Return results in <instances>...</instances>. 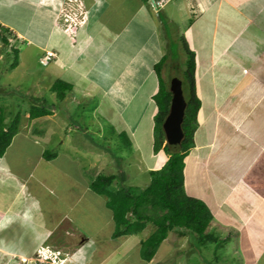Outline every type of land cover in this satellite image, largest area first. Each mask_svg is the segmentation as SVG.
<instances>
[{
	"label": "crops",
	"instance_id": "crops-1",
	"mask_svg": "<svg viewBox=\"0 0 264 264\" xmlns=\"http://www.w3.org/2000/svg\"><path fill=\"white\" fill-rule=\"evenodd\" d=\"M59 1L0 0L1 34L8 36V42L9 39L13 40L15 45L11 47L18 49L21 67L26 63L23 56L30 51L28 48L34 49L33 61L38 65L45 51L54 52L56 58L44 70L49 69L47 72L52 74V79L72 85L66 101L76 105L93 101L90 110L91 113L95 111V118L102 123L101 128L105 132L113 128L114 132H110V135L114 136L116 142H120L117 138L119 135H125L130 150L141 153L147 174L160 169L167 160L164 153L153 152V118L156 110L152 108L155 107L152 98L159 82L154 66L165 56L167 61L162 71L169 68L171 71V66L179 65L169 53L173 41L180 44V55L185 64L182 39L185 40L194 54L195 88L201 108L194 147L184 160V189L188 196L201 200L187 186L191 184L205 190L202 171L208 173L211 170L212 176L224 190L223 196L215 199L210 206L213 220L223 228L242 233L251 246L258 240L262 242V248L251 247L253 261L245 262L259 264L258 257L264 254V0H165L162 7L157 9L150 0H82L89 13L88 20L78 31L74 44H70L66 36L54 29L53 21ZM109 8L114 9L113 17L102 19L104 11ZM21 12L27 19L21 21ZM118 15L119 20L112 22ZM168 25L174 26V32L169 30ZM115 60L120 61L122 70L110 76L107 72L111 69L106 62L111 67ZM29 63H33L32 59ZM148 109L149 118H143ZM56 111L59 108L51 106V114L41 118H49ZM57 124L58 128H54L52 133L65 137L67 127L63 121H57ZM75 131L83 132L77 128L71 132ZM19 133L20 129L13 138L14 143L0 159V255L3 252H20L19 246L18 249H11L10 243L14 237L11 235V238L10 229L21 226V218L27 223L31 221L28 215L21 213L23 211L32 213L41 206L49 223L47 227L40 226L41 230L33 234L34 243L28 252L42 247L51 238L58 221L62 224L67 217L65 220L70 225L76 223L61 206L59 210L62 212L53 203L48 209L45 197L30 196L25 202L22 192L27 193L29 186L32 188L33 184L42 188L44 196L53 195L55 200L63 199V193L70 197L84 195L83 200L90 192L91 181L82 163L78 165L75 175H86L73 179L75 175L70 178L58 168L55 162L58 152L51 161H45L42 154L36 161L27 157L20 159L19 153L17 157L14 156L12 151L15 152L17 139L19 142ZM32 133L37 136L34 141L36 146L37 139L44 138L45 132L36 134L34 128ZM73 136L68 145L77 151L73 152L77 153V158L74 157L76 162L78 154H83V161L103 160L104 156H99L103 155L102 150H93L101 154L90 155L80 148L82 143L78 141L79 137ZM58 144L63 146L62 142ZM68 145L64 149L69 153ZM40 150L43 153L46 147L42 146ZM79 150H83V153ZM126 159L118 158L127 167ZM23 162L26 163L24 170L31 167L32 175L31 172L21 175L18 165L21 166ZM42 162L50 168L48 178L45 172L41 174L38 171L39 176L34 174ZM212 167L219 169V172ZM67 182L72 184L64 188L61 184ZM79 183L84 187L76 193L74 190ZM22 184L27 185L25 189ZM78 207L76 216L87 209L85 206ZM74 258L77 264H82L80 256ZM91 262L90 258L85 264Z\"/></svg>",
	"mask_w": 264,
	"mask_h": 264
},
{
	"label": "rangeland",
	"instance_id": "rangeland-1",
	"mask_svg": "<svg viewBox=\"0 0 264 264\" xmlns=\"http://www.w3.org/2000/svg\"><path fill=\"white\" fill-rule=\"evenodd\" d=\"M66 7L68 6L62 5V0H60L58 2V9L55 17L59 15V13L61 16H67L68 14L66 11L68 8ZM113 10V8L106 9L102 19L108 20L109 17H113ZM86 15L88 16L87 11ZM119 16L120 15L114 17L112 22L119 20ZM87 18L88 17H86V19ZM25 19H27V17L24 16L23 12H21V21ZM55 21L57 20L55 19ZM59 26L60 30L64 29L62 24ZM168 27L170 31L172 29V32H174V26L168 25ZM54 29H56V26H54ZM172 32L170 34L171 36ZM1 33L2 32L0 31V35ZM65 36L68 38L70 44H74L78 36V30L75 28L73 35H70V37L68 35ZM172 38L173 37H171V39ZM9 41V46L7 47L0 43V51L4 54L3 55L0 52V108H3L4 110L5 116L7 117L6 122H8L17 113H20L21 116V124L19 126L20 133L17 136H20L19 142L17 139L15 152L14 150L12 151L14 156L17 157L19 153L21 154L20 159L22 157L24 160V157H27L31 161H36L37 158H39L42 154L40 147L44 146L46 149H49L50 152H58L59 155L55 162L57 163L60 171L66 172L70 178H73V176L78 173V165L82 163L83 167L86 169V174L90 181L97 173L105 175L115 174L117 175V179L114 186L118 188L132 187L136 189H145L149 185L150 177L149 174L144 172L145 167H143L142 164L141 153H135L133 148V150H130V148H124V146H122L125 145L123 144V141L116 142L114 136L110 135V132H105V130L101 128L102 123L99 119L95 118V111L91 113L90 110L92 108L93 101H90L89 104L84 103L79 107L76 104L70 103V101H66V99L61 102L58 101L55 97V94L48 91L55 80L52 79V74L47 72L49 69L44 70L45 68H42L38 64L34 63L32 55L34 51L33 48H28L30 51H28V53L26 52L27 54L23 56V58L26 60V63L23 61L24 66L22 65L21 67L20 55V57L18 56L17 66L11 67L13 57L10 52V48L15 44L12 39H9ZM173 42V48L169 53L171 54V59L176 60L175 63L177 65L179 64V67L171 66V71L170 68L162 71V79H164L166 82L165 84H167V87L169 84H171V82L176 81L181 84L183 89L182 74L184 70V62L182 61L183 59L180 55L182 53V48L178 42ZM19 47L20 45L18 48ZM31 59L33 62L32 64L29 63ZM112 63L113 64L110 67L106 62V66L111 69L109 72H107V74L110 76L116 75L118 72H120L118 70H122V68L120 69L119 67V64H121L120 61L115 60ZM29 64L30 67L27 68ZM182 92H184V90H182ZM36 100L40 102L44 100L48 104H52L59 108V111H56L54 115L49 118L31 120L28 117L29 109L31 106L37 104ZM152 108L156 110V107L152 106ZM149 111L150 109H148L147 112L143 114V118H149ZM59 112L67 113L61 115ZM58 118L61 120H58ZM57 121H63L67 127L65 129L67 133L65 137L52 133L55 131L54 128H58ZM50 124L52 125L49 127ZM79 127L83 132H71L76 130V128L78 129ZM34 128L41 131V133L45 132L44 138L37 139L36 146H34V141L37 136H35V134L32 135ZM21 131L25 133H22ZM73 135H75V137H79L78 141L82 143L80 148L87 150L89 152H87L88 154H101V152L97 153L93 150H102L103 155L99 156L100 158L101 156H104L103 160L100 159L97 161L94 159L89 162L87 160L83 161V154H78L79 162H76L74 157L77 158V153L73 152L77 151L73 149L72 146L68 145V141L70 140L71 142V138L74 137ZM23 137L30 139L24 140ZM84 140H86V142H84ZM61 142L63 146L58 144ZM13 143L14 139L12 144ZM18 144L20 145V151ZM65 145H68V149L70 150L69 153L67 149H64L66 148ZM83 150H79V152L83 153ZM103 150H105V152ZM65 154L68 156H65ZM121 157H127V167L126 165L121 164V162L118 160V158ZM24 164L26 163H21V166L18 165L19 169L21 170V175L28 174L29 172H31L32 175L33 170H31V167H28L26 170H24ZM41 164L42 165L35 171L34 174L39 176L38 171L41 172V174L45 172V176L48 178V176H50V168L45 162H42ZM50 165L51 164H49V166ZM55 168L57 170L56 166ZM115 169L116 171H114ZM211 169L216 168L212 167ZM216 170L219 172V169ZM203 172L204 171H202V174H204V183L206 187L205 190H199L197 187L191 186V184H188L187 189H189L196 196L200 197L206 207L210 209V206H212L215 199H220L223 196L224 190L222 188L223 186H221L218 180L214 178L215 176H212L213 172H211V170L208 173ZM86 174L79 173L75 175L73 179L80 178L81 175L85 176ZM64 176L66 177L67 175ZM121 179H123L122 183ZM73 181L74 183L77 182V180ZM67 184L69 185L72 183L67 182L62 183L61 185L65 188ZM26 186L25 184H22L24 189ZM76 187V189L75 186L73 188L77 193L79 190H83L82 187L84 186L80 185L79 183V185H76ZM22 193L25 202L30 196L33 198L34 196L36 198L38 196L40 198L45 197L47 199L48 209L50 203H53L58 211H60L59 209L61 206L63 210H66L67 216L74 219L76 223H74V225H70V223L65 220L67 217L64 218V222L62 224L60 221H58L55 225V231L51 234V238H49V240L46 241L42 247L39 246L37 249H35V251L28 252L27 250L30 249L34 243L32 237L33 234L36 231L41 230L40 226L47 227L49 223L46 216H44L43 211H41V206L40 209H37L32 213H25L24 211L21 212L28 215L31 218V221L27 223L26 221H22L23 219L21 218V226H15L14 229H10V236L13 235L14 238L12 240L15 241L10 243L11 249H18L19 246L20 252H18V254H6L3 252V254L0 255V264H77V262L74 260V256L76 255L80 256V262L82 264H85L90 258L92 264H99L100 262L101 264H245L246 261H253L251 260L250 255L252 250L251 247H263L262 242L259 240L257 241L258 243H255L254 245L252 244L253 246H251V244L247 241V238L243 236L242 233H240L239 237L237 238L238 241L236 240V245L228 242L226 247L215 250L216 244H208L204 247H200V253L198 254V251H195V248H193L189 243L188 236H183L180 233L177 234L173 232L169 234L168 238L160 245L154 258L150 262L145 263L139 258V248L141 242L151 233L152 226L147 225L146 229L139 235L130 237L127 236L118 240L112 239L111 235L114 226L111 213L106 208L103 197L97 196L96 194L92 193L91 190L83 200L81 199L84 195H80V197L75 193V195H72L71 197L67 193H63V199L55 200L53 195L47 197L44 196V190L40 187L34 186L33 184L32 188H30V186L28 187L27 193ZM215 195L217 198H214ZM75 196H77L76 199H74ZM55 201L58 203L56 204ZM78 205L79 207L85 206L88 210L86 209L87 211L85 210V212L81 213L80 216H76L78 214V209L76 208ZM262 221L264 222V220ZM212 224V230L215 231L216 236L221 239L227 232L226 228H223L214 220ZM258 258L260 261L259 264H264V254ZM202 259L204 260L202 261Z\"/></svg>",
	"mask_w": 264,
	"mask_h": 264
},
{
	"label": "trees",
	"instance_id": "trees-1",
	"mask_svg": "<svg viewBox=\"0 0 264 264\" xmlns=\"http://www.w3.org/2000/svg\"><path fill=\"white\" fill-rule=\"evenodd\" d=\"M7 37L0 35V43L6 47L9 45ZM182 43L186 58L185 69L182 74V90H184L186 109L182 123L183 139L178 151L170 150L162 130V124L168 113L171 100L169 87L162 79V70L167 61L165 56L154 66L159 82L157 92L152 99L156 107L153 118V152L154 154L164 153L167 156L166 162L160 169L149 172L150 182L145 189L118 188L114 186L117 177L105 174H98L89 184V189L94 194L103 197L105 206L111 213L114 226L112 239L139 235L146 229L147 225L152 226L151 233L141 242L139 248V258L145 263L154 258L160 245L173 232L188 236L189 243L195 248V251H198V254L200 247L208 244H216L215 250H218L226 247L228 242L236 245L238 241L239 233L234 229H226L227 232L221 239L217 237L216 232L211 228L213 216L209 209L201 200L188 196L184 189V160L194 147V134L198 125L197 117L201 108V101L197 97L195 88L194 54L184 39H182ZM10 52L13 57L11 67H16L18 49L11 47ZM43 57L42 55L38 63L40 67L44 68L53 59H50L45 66L40 62ZM72 89V85L67 82L55 80L48 91L54 93L56 99L61 102L69 97V92ZM36 103L29 109L28 117L31 120L51 114V106L54 105L48 104L44 100L41 102L36 100ZM6 119L3 108H0V159L11 145L21 124L20 113L14 115L8 122ZM110 132H114L111 127ZM35 133L41 134V131L35 128ZM117 138L120 142L123 141L125 145L122 146L124 148H130L125 135H119ZM42 157L45 161H51L56 158V153L46 149L42 153Z\"/></svg>",
	"mask_w": 264,
	"mask_h": 264
},
{
	"label": "water",
	"instance_id": "water-1",
	"mask_svg": "<svg viewBox=\"0 0 264 264\" xmlns=\"http://www.w3.org/2000/svg\"><path fill=\"white\" fill-rule=\"evenodd\" d=\"M169 91L171 93V100L168 113L162 124V130L165 142L170 150L175 152L178 151L183 139L182 123L184 120L186 101L179 82H171Z\"/></svg>",
	"mask_w": 264,
	"mask_h": 264
},
{
	"label": "built area",
	"instance_id": "built-area-1",
	"mask_svg": "<svg viewBox=\"0 0 264 264\" xmlns=\"http://www.w3.org/2000/svg\"><path fill=\"white\" fill-rule=\"evenodd\" d=\"M165 0H151L152 5L154 8L157 7H162V4L164 3ZM62 5L68 6L67 16H61L57 15V18L55 21V26L60 29V24L64 26V29L62 30L66 35L70 37V35H73V31H75V28L77 29L78 27L82 26L85 21L87 20L86 17V11L84 4L81 0H62ZM65 9V8H64ZM62 13V11L60 10ZM68 20V22H67ZM59 23V24H58ZM71 39V38H70ZM54 57V54L52 52L47 51L45 56L41 59V63L43 65L48 64L49 60Z\"/></svg>",
	"mask_w": 264,
	"mask_h": 264
},
{
	"label": "clouds",
	"instance_id": "clouds-1",
	"mask_svg": "<svg viewBox=\"0 0 264 264\" xmlns=\"http://www.w3.org/2000/svg\"><path fill=\"white\" fill-rule=\"evenodd\" d=\"M82 1V0H81ZM151 1V0H150ZM83 2V1H82ZM84 4V3H83ZM84 7H85V5H84ZM157 8H160V7H157ZM157 8H155V9H157ZM85 10L87 11V9H86V7H85ZM87 13H88V11H87ZM89 14V13H88ZM88 17V16H87ZM57 18V16L55 17V19ZM55 19H54V21H53V23L55 22ZM87 20H88V18H87ZM87 20L85 21V23L82 25V26H80V27H78L76 30H80L81 28H83V26L86 24V22H87ZM54 26H55V23H54ZM56 29L60 32V33H62L64 36L66 35L62 30H60V29H58L57 27H56ZM9 46V45H8ZM46 52L47 51H45L44 52V54H43V56H45V54H46ZM49 52H52V51H49ZM53 54H54V57L52 58L53 60L56 58V55H55V53L54 52H52ZM47 65V64H46ZM45 65V66H46ZM183 93V92H182ZM184 95V94H183ZM92 192V191H91ZM51 258V257H50Z\"/></svg>",
	"mask_w": 264,
	"mask_h": 264
}]
</instances>
